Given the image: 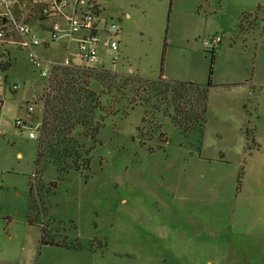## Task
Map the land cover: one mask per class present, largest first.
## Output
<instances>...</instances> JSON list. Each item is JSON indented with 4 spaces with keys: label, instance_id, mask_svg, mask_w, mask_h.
I'll use <instances>...</instances> for the list:
<instances>
[{
    "label": "rangeland",
    "instance_id": "rangeland-1",
    "mask_svg": "<svg viewBox=\"0 0 264 264\" xmlns=\"http://www.w3.org/2000/svg\"><path fill=\"white\" fill-rule=\"evenodd\" d=\"M96 1L102 15L120 27L118 58L113 61L116 54L99 47V66L145 77H156L161 66L169 79L209 80L204 130L181 132L170 120L171 109L153 112L147 105L105 115L95 143L77 125L73 136L89 147V167L60 175L48 166L42 172L43 183L56 185L45 198L47 214L41 221H49L47 227L60 242L77 241L83 247L88 237L99 238V252L110 264L136 257L133 261L145 264L148 251L134 249L130 241L143 237V231L129 232L128 227H139L145 216L161 212L171 215L166 223L175 227L181 223L176 219L180 211L191 222L215 227L184 235L181 250L190 253L183 250L176 258L170 240L165 241L168 251L155 264H264V215L258 218L255 210L256 195L264 196V0ZM24 3L26 22L42 40L50 23L41 19L35 0H19L15 15ZM215 37L219 41L212 43ZM62 43L59 38L33 50L53 64H65L66 58L67 64H84L71 45ZM10 50L12 61L4 74L10 82L25 84L0 96V264H26L29 252V264H85L76 249L39 245L40 228L26 223L37 142L15 120H38L19 102L28 91L41 89L46 78L37 74L25 50ZM101 99L106 102L105 96ZM230 115L239 118L238 127ZM229 130L243 131L241 158L229 147L234 137L216 136ZM203 135L210 146L207 156L217 144L216 154L226 160L200 164L195 159L193 164Z\"/></svg>",
    "mask_w": 264,
    "mask_h": 264
},
{
    "label": "trees",
    "instance_id": "trees-1",
    "mask_svg": "<svg viewBox=\"0 0 264 264\" xmlns=\"http://www.w3.org/2000/svg\"><path fill=\"white\" fill-rule=\"evenodd\" d=\"M161 69L160 66L156 77H145L132 71L96 68L88 64L53 66L44 83V92L36 96L43 103V111L35 138L34 171L28 183L25 213L26 223L40 228L39 245L83 248L77 241L67 244L55 240L57 234L47 227L49 221H41L47 214L45 198L56 185V181L43 183L42 172L48 166L54 167L60 175L70 169L79 171L89 167V147L73 136L77 125H81L83 135L95 143L105 115H124L136 105H147L153 112L165 113L171 109L170 120L181 132H203L207 94L212 86L210 81L200 84L169 79L162 75ZM103 96L105 103L101 99ZM97 112L101 114L95 117ZM88 249H95L92 242Z\"/></svg>",
    "mask_w": 264,
    "mask_h": 264
},
{
    "label": "built area",
    "instance_id": "built-area-1",
    "mask_svg": "<svg viewBox=\"0 0 264 264\" xmlns=\"http://www.w3.org/2000/svg\"><path fill=\"white\" fill-rule=\"evenodd\" d=\"M39 4L41 19L49 21L48 35L40 40L32 33L26 22L28 11L24 5L17 7V15L13 9L19 0H0V96L3 89L15 91L21 84L10 82L6 79L4 71L11 62L10 47L23 49L34 70L43 78H48L55 64L40 59L34 53L33 48L39 45L47 47L49 42H55L62 36L72 37L74 33L82 32L77 37L75 51L84 64L91 65L97 58L99 47L110 49L115 55L113 61L118 58L119 25L108 20L101 13V6L96 0H35ZM64 25V26H62ZM17 36V38H14ZM219 41L218 37L212 39V43ZM208 44V42H205ZM67 58L65 61L67 62ZM68 65L67 63H65ZM1 99V98H0ZM1 102V101H0ZM27 115L37 111L40 115L37 121L30 122L16 119L15 126L28 130L29 138H36L41 123L43 103L36 96L23 103Z\"/></svg>",
    "mask_w": 264,
    "mask_h": 264
},
{
    "label": "crops",
    "instance_id": "crops-1",
    "mask_svg": "<svg viewBox=\"0 0 264 264\" xmlns=\"http://www.w3.org/2000/svg\"><path fill=\"white\" fill-rule=\"evenodd\" d=\"M62 26H64V25H62ZM81 34H82V32L74 33L72 35V37H70V38L62 36L60 38V41L63 42L62 43L63 45H66L65 47L68 48L71 45L74 48L75 43H76V39ZM117 36H119V33ZM205 42L206 41H203L204 47L207 46V44ZM212 48H214V47H212ZM10 52H11V50H10ZM10 57L12 58L11 55H10ZM11 61H12V59H11ZM67 63H69L68 60H67ZM99 63H101V60H99V57H98L93 61V63L91 65L96 67V68H99V67H101V66H99L100 65ZM10 64H11V62L9 63L8 68L10 67ZM68 65H80V64H68ZM8 68H6V70ZM5 71H4V73H5ZM4 75L8 81H11L6 74H4ZM45 82L46 81H44V83ZM44 83L41 85V89L34 90L33 92H31V94H28L29 91L27 92V95L23 98L24 102H19L20 103V105H19L20 109L25 110L23 103H25L26 101H29L30 99H32V97L41 94V92L44 88ZM24 84H25V82H21V86ZM96 85L97 84H93V86L97 87ZM6 92H13V91H11V90L9 91L7 88L3 89V92H2L3 96L6 95ZM237 93L239 94V92H237ZM232 99H233V97H232ZM240 100H241V98L239 99V101ZM231 103L234 105H237L238 101L237 100L235 101L233 99V101ZM35 112H37V111H34L30 115V117H32L34 115L35 116L37 115V117L38 116L40 117L39 113L37 112V114H34ZM230 116L232 117V122L236 125V127H238L240 124L239 118L235 117L234 115H230ZM18 119H23V118H18ZM23 120L26 122L29 121L28 119H23ZM17 128H19V127H17ZM19 129H20V131L23 130L21 128H19ZM237 130H239V128H237ZM216 136H218L220 138L225 137V136L234 137L233 139H231L232 142H231V145L229 147L233 148L237 152L238 156L241 158V156H240L241 148L245 143V137H244L243 131H241L240 133H235L234 130H229L227 133L224 131V134L218 133V134H216ZM205 140H206L205 135H203V139H202L203 142H202L200 149H199V156L200 157L199 158L195 157L193 159V164H195V161H194L195 159H197L200 164L211 162V161H208L206 159H213V160L217 159L218 162H221L222 160H226L224 158V156L216 154V152H218V153L220 152V150H218L219 146L217 144H215V146L212 147L214 149L213 155L207 156L205 149L207 147H210V146L207 145V142ZM231 153H233V152H231ZM233 154H234V156H237L236 153H233ZM228 158H230V157L228 156ZM217 161L215 160L210 164H214V162H217ZM255 202H256V204H255L256 215L259 218V216L264 215V196L260 195V194L256 195ZM169 218H171V215L169 213H167V212L162 213L161 212V213H157L153 216L152 215L145 216L142 220H140L141 223H139V227H128L129 232L132 230H136L137 228H141L143 231V233H142V235L144 234L143 237L136 239L133 236V239H131V240L129 239V240L131 241V243H133V245L135 247L134 249L142 250L143 252L148 251V256L145 259V262H146L145 264H155L160 258L164 257V255L168 251V249L165 248V246H164L165 241L170 240L171 244H169V245L174 247L175 258H176L178 256L183 255L182 251L184 249L181 250V248L183 247V244H185V239L187 237V236L185 237L184 235H188V233L189 234L190 233H196L199 231V229L215 227L214 224H210V223L208 224V226H206L205 224L201 226L199 223L191 222L187 219V216L185 218L184 214L180 211H177V214H176V219L181 222L177 226L169 227L168 224L166 223L167 219H169ZM261 220H262V218H261ZM260 227H263V225H261ZM58 232L61 234L60 230ZM39 234H40V232H38V238H39ZM86 242H87V244L83 245V248L76 249L78 251H74V252H81L80 254H82L81 257L85 260V264H110V259L107 257V255L104 252H99V243H98L99 238L88 237ZM91 242L93 243V247L95 248L94 250L88 249V245ZM188 242H189V240H188ZM152 249H158V251H156V253H155L152 251ZM184 252L190 253V250H184ZM115 254L119 255L120 253L116 252ZM118 255H115V256H118ZM136 258L135 259H133V258L128 259L127 261H125L124 264H138L136 261H133V260H137ZM27 259H28V262L26 264H29L30 259H31L30 252L28 253Z\"/></svg>",
    "mask_w": 264,
    "mask_h": 264
}]
</instances>
